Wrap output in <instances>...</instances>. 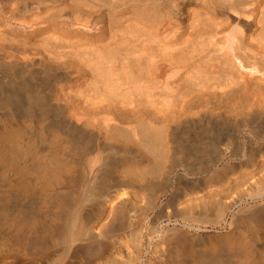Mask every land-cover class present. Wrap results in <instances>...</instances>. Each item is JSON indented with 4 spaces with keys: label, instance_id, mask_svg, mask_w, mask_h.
<instances>
[{
    "label": "bare ground",
    "instance_id": "6f19581e",
    "mask_svg": "<svg viewBox=\"0 0 264 264\" xmlns=\"http://www.w3.org/2000/svg\"><path fill=\"white\" fill-rule=\"evenodd\" d=\"M261 91L264 0H0L5 263H87L170 213L264 228Z\"/></svg>",
    "mask_w": 264,
    "mask_h": 264
},
{
    "label": "rangeland",
    "instance_id": "374dc122",
    "mask_svg": "<svg viewBox=\"0 0 264 264\" xmlns=\"http://www.w3.org/2000/svg\"><path fill=\"white\" fill-rule=\"evenodd\" d=\"M3 58L8 60V57L4 56ZM261 92L262 96H264V92ZM256 93L258 94V92ZM255 109L257 112L262 113L264 105H258ZM234 118L236 119L237 116ZM246 127H248V131L254 132V122L247 124ZM68 186L69 185L65 184L62 185L61 188L63 191L65 190V192L70 193L67 194L71 198L75 192L71 193L73 188H71L72 186ZM258 201L261 200L258 198H248L246 199V202L242 203L243 205H236L232 211H237L244 207L248 209L250 208L251 210ZM87 203H89V201ZM262 203L264 204V200H262ZM247 213L248 210L243 211L240 214L242 217L244 215L248 220H244V217V219L242 218L241 220H238L237 218V220L234 219L231 223H229V213L226 215L227 218L224 222V219L218 218L217 220L209 221L207 223L203 221L195 222L193 220L183 219L179 215L170 213L169 216H166V224L162 227V232H166L165 235H163L164 233L161 234L162 237L157 236L156 233L147 231L144 228L124 229V237L116 240L114 246L108 248L102 255H98L87 263H84V257L82 255L72 257L70 261L66 259V257L62 260H64V264L65 261L66 264H258L259 261L255 259V253L264 246L260 247V244L264 242V235H259L258 231L262 233L264 228H259L260 225L250 219ZM42 219L43 220L39 218V224L37 223L36 227H44L45 224H51L49 221L52 220L50 219V216L42 217ZM251 226H254L255 228ZM257 227L259 229H256ZM14 230L15 229L12 227L8 228L6 225L0 223V264H6L5 244L7 238L12 235L16 239L15 236L17 235V232ZM250 232L253 236H250L251 238L249 237ZM37 233L39 232L31 234L29 237V241L32 238L31 241L33 240V242L27 244L26 247H29V245L31 246L29 249L25 248V252L28 255L36 254L41 251V247L38 245L39 238ZM150 236L153 237V244L148 241ZM243 236H245V238H250V245L244 244L241 240V237ZM15 241L18 240L16 239ZM58 246L59 245H57V247ZM147 246L148 248L145 251V247ZM59 251L60 247H58V250L56 249V253H59Z\"/></svg>",
    "mask_w": 264,
    "mask_h": 264
}]
</instances>
